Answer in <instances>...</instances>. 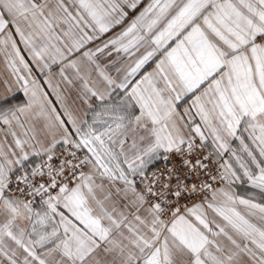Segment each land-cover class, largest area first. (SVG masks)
<instances>
[{
	"label": "snow or ice",
	"instance_id": "1",
	"mask_svg": "<svg viewBox=\"0 0 264 264\" xmlns=\"http://www.w3.org/2000/svg\"><path fill=\"white\" fill-rule=\"evenodd\" d=\"M0 264H264V0H0Z\"/></svg>",
	"mask_w": 264,
	"mask_h": 264
}]
</instances>
